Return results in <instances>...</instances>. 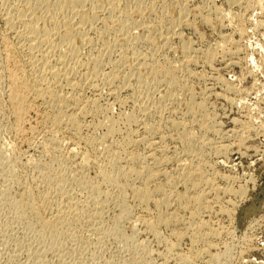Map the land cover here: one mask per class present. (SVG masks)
<instances>
[{
    "label": "rangeland",
    "instance_id": "1",
    "mask_svg": "<svg viewBox=\"0 0 264 264\" xmlns=\"http://www.w3.org/2000/svg\"><path fill=\"white\" fill-rule=\"evenodd\" d=\"M137 1L120 0L119 5L121 9L128 6V9L124 8V12L131 13L130 16L128 15V20L129 22L130 20L133 21L131 30L135 34L146 33L144 27L146 24L148 25V34L154 40L152 46L158 48L157 52H154L158 59L164 61L166 58L169 62L173 60L172 62L178 65L185 59L179 51L180 45L184 42L191 46L192 52L189 56L193 59L196 57V59L194 61L191 58L193 61L191 60L184 67L186 69L189 67L188 71L192 69L193 74L191 71L188 74V71L183 68L184 73L180 69L177 74L182 76L181 78L188 77L186 78L187 83L192 88L191 91L189 90L190 95H193V99L191 96L190 99L195 101L194 103H202L205 106L204 110H208L206 111L207 114L213 118L210 119L207 116L208 120L215 122V126L217 125V130L213 134L207 133L205 135L207 139L213 140L214 146L222 144L220 146L223 148L224 146L227 147L222 153L217 154L214 153V149H210L213 148L212 144V146L205 145V148L204 146L201 147L204 148L201 151L203 153L201 154L203 156L201 157L202 162H205L203 168L208 169H206L207 171L204 170L205 174L211 177L213 182L211 188L207 189L205 208L203 207L204 210L200 214V220L206 223L205 229L211 233L208 243L209 251L200 254L201 249L207 246L204 245L203 241L192 242L191 234L182 225L175 227V230L180 231L183 237L180 238L181 241L178 240L179 242L175 244V238L171 234L172 227L154 223V216L158 213L156 210L158 207L156 208L152 203H149L148 207H143L135 201L130 191H125L126 193H122L125 197H121L128 207L129 214L125 213L119 219L120 221L118 220L117 235L105 234L97 244L96 236L78 229L82 235L76 230L77 235L74 237L77 236V239L72 242L67 241L61 245L59 251L51 250V252L35 234L37 231H42V228H39L41 227L39 219L46 218V212H38L39 214H37L26 211L25 219H22L23 224H20L11 210L3 202H0V264H264V0H187L188 3L190 2L187 3V19H190L187 22L189 25L184 24L186 20L184 19L179 26L175 27L181 36L173 38L168 48L163 46L159 34L165 31L168 26L167 19L178 18L177 1L179 0H155L153 1L155 8L153 6L152 9L149 8L151 5L149 0H140L143 1L142 8L136 12L133 6ZM183 2L185 3L186 0ZM3 3L5 5V0H0V190L9 184L7 186L10 188V196L17 199L22 198L24 193L28 189H32V186L38 181L39 168L41 169L48 164L50 167L52 166V169H58V163H62L64 172L70 179L83 174L99 182V169L103 156L102 146L98 142L105 132L102 123L110 117L117 119V125L121 129L115 134L114 140L118 143L122 142L130 130H133L130 133V138L136 139L133 141L134 143L130 142L124 146H119L122 157L137 152V154L146 153L149 139L155 147L157 146L153 150V152L156 151L154 155L158 156V159L162 157V162L165 161L159 163L157 170L163 171L164 174L160 175L163 178L158 177L154 181L156 183H150L149 187H154L162 179L164 181V175L175 177L177 175V163L179 164L183 158L181 156L182 145L175 138L173 131H169L165 125L163 127L162 117L165 114L163 113L162 117L156 114L152 116V119H143V121H151L152 123L157 121L155 124H160L159 132L157 130L154 134L144 132L141 125H132L126 128L122 121L119 122L118 115L129 112L132 109L131 103L128 101L118 102L114 96L109 94L111 87L98 80L92 82L96 84H94L95 86L85 84L86 87L78 93L82 105H86L89 99L95 100L97 111H90L80 117L81 127L77 130L66 125H53L49 118L50 109L39 99H29L27 102L21 98L19 100L17 98V101L12 99L11 88L14 83L24 81L25 73L22 71V65L20 66L21 62H19L22 55L15 50L17 39L7 29ZM159 8L161 9L159 10ZM160 15L161 17H159ZM205 15L206 18L207 15L209 16L207 18L209 23L203 19ZM221 15L223 16L222 19ZM162 17L165 20L162 19L161 21ZM102 23L100 20L96 21L99 28H105L106 26ZM104 34V39L110 41L115 36V30L109 26ZM93 36L94 34H91V37ZM95 40L96 48L94 47L93 51L99 48L98 45L101 43L99 39ZM74 41L77 44L78 40ZM146 46L139 44L138 49L143 50ZM84 47L82 48L83 54L88 53V48ZM206 49H211L216 56L207 60L208 62L204 59ZM183 65L180 64L179 68ZM12 74L15 76L12 77ZM184 74L185 76H183ZM101 83L102 86H100ZM129 92V90H120L118 95L127 99ZM187 92L179 94L181 97L183 94L182 98L179 96V106L177 105L180 118L185 116L184 112L187 110L185 108L189 99V92ZM72 110L77 109L73 108ZM176 116L172 115V117L179 119ZM190 118V116L186 118L188 122ZM140 119L142 120V117ZM191 122L193 128L191 130L196 136L195 145L197 146L199 135H202L203 132L194 122ZM142 137L143 140H140ZM109 140L107 139L106 143ZM81 161L84 164L82 170H80L81 165H83ZM123 163L122 160L121 164ZM149 163H151L150 160ZM78 171L82 173H78ZM11 178H14L15 182H12L14 179ZM68 182L71 181L68 180ZM137 182L135 184L140 185V182ZM178 184L177 182L175 188L177 192L181 193L184 191V186L181 183ZM239 186L243 189L244 195L242 194V196L236 192L240 188ZM224 187H230V190L228 191ZM103 188L106 187L103 186ZM107 188L105 190L110 191L111 196L109 198L111 200H107L108 208L106 207L103 216V223L106 226L110 225L121 211L120 205L116 204L119 193L117 187ZM32 190L36 192V189L33 188ZM223 190L224 192H222ZM27 197L21 199V201L24 199L22 203L25 200L26 203L30 202V197H28L29 199ZM169 208L177 209L183 218L187 216L185 210L174 208V205ZM25 221L30 223V227L27 225L25 227ZM31 226L34 228L29 229ZM182 227L183 229H181ZM87 235L90 236L88 239L86 238ZM85 239H87L86 243L84 242ZM96 245L98 246L96 247ZM42 246L47 250L46 253ZM173 246L174 248H170ZM41 248L44 249L45 254L42 253L41 258H39L34 252L41 250Z\"/></svg>",
    "mask_w": 264,
    "mask_h": 264
},
{
    "label": "bare ground",
    "instance_id": "2",
    "mask_svg": "<svg viewBox=\"0 0 264 264\" xmlns=\"http://www.w3.org/2000/svg\"><path fill=\"white\" fill-rule=\"evenodd\" d=\"M119 1L120 0H5V5L4 3L3 5L5 6L4 12L7 29L11 31L17 39L15 50L22 55V59L19 56L20 60H18L21 62L20 66L22 65V71L25 73V77H22L24 81L13 84L11 88L13 97H11L12 99L14 98L15 101H17V98L18 100L21 98L26 102L29 99H39L50 109L51 114L49 118L53 125H66L70 126L73 130H77L81 127L80 117L90 111H97L95 100L89 99L86 105H82L78 93L82 91L86 85L95 86L96 84L94 83V85L92 82L98 80L106 86L111 87L109 89V94L114 96V99L118 102L123 103L128 101L131 103L132 109L129 112L119 113L118 115L121 119H119V122L122 121L126 128H129L132 125H141L144 132L146 131L147 133L150 132L154 134V132L160 128V124H155L157 121L152 123L151 121H143V119H152V116H155L156 114L162 117L163 113L165 115L168 113L167 116L164 115L165 117H162V123H164L163 127L166 126L169 131H173L175 133V138L179 140L182 145L181 156H183V158L180 160L179 164L177 163V175L175 177L164 175L165 180L163 181L162 179L163 182L161 181L155 184L152 188L149 187L150 183H156L154 181L157 180L160 175L164 174L163 171L157 170L159 163L162 162V157L161 159H158V156L156 157L154 155V152L156 151L153 152L157 146L155 147L153 142L149 139L148 143L146 141L148 144V150L146 153L137 154V152L126 154L122 157L120 155L122 152L119 151V148L121 147L119 146H124L126 143L133 142L136 139L130 138V133L133 132V130H130V132L127 133V137L123 136L124 139L122 138V142H120V140V143H118L114 140L115 134L121 129H119V126L117 125V119L110 117L106 118L104 122L102 121L105 132L98 142L102 146L101 152L103 156V161L101 160L102 164L100 163L101 165L99 169V182L94 179L92 180L90 177L83 174L77 175V177H72L70 175L72 177L71 180L66 176L64 172L65 169L63 168V165H61L62 163H58V169L53 168L54 170L51 168L52 166L50 167V165L46 164L41 167V169L39 168L38 181L32 186L36 189V192H33L32 188L28 189V191L24 193V196L21 195L22 198L27 196L30 197V202L26 203L25 200L24 203L26 204H24L22 203L24 199L21 201L22 198L17 199L10 196V188L7 186L9 185L7 183V185L5 187L3 186L4 188H1L2 190H0V202H3V204L11 210L12 214H14L18 221H20V224H23L22 221L25 219L26 211L35 212L37 214H39L38 212H46V218H41L42 220L39 219V223H41V227L39 228H42V231H37L35 234L47 250H50L51 252V250L57 251L60 249L63 243L67 241L72 242L77 239L78 237L76 236V238L74 236L77 235L76 230L78 231V229L80 231L84 230L87 234L96 236L97 244L100 242V238L105 234L117 235L119 230L118 220L121 219L125 213L129 214L128 207L121 196L124 198L125 196L122 195V193L130 191L135 201L143 207L147 206L149 203L154 204L156 208L158 207L156 209L158 210V213L154 216V223L156 225L163 224L164 226L166 225V227H172V231H170L175 238V244L176 242H179L178 240L182 237L180 231H176L175 227L182 225L187 232L191 234L192 242L196 243L198 241H203V243H205L204 245L207 246L201 249L200 254L204 252L207 253L211 233L205 229L206 223L200 220V214L205 208V194H207L206 192L211 188L213 182L211 177L205 174L204 170L207 168H203L205 162H202L201 157L203 156L201 154L203 153H201V151L205 148V145L210 146L211 144L213 145V148H209L212 150L214 149V153L216 154L222 153L224 148L227 149V147L224 146L223 148L220 146L222 144L214 146V142L212 143L213 140L209 141L207 139L205 135L207 133L213 134L217 130V125L215 126V122L213 123V121L211 122L208 120L207 116L210 114H207L206 111L208 110H204L205 106L202 103H194L195 101L190 99L191 97L193 99V95H190V89L192 88H190V85L187 83L186 78L188 77L181 78L182 76L180 77L177 74V71L180 69H186L185 65L193 59L189 56L190 52H192L191 46L184 42L180 45L179 51H181L180 53L183 54L185 58L183 59V62L181 61L182 63L178 61L182 65L184 63L181 68H179L180 64L177 65L176 63H173V60L169 62L166 58L164 61L163 59H158L156 57L157 55L154 54L155 51L157 52L158 48L152 46L154 45V40L152 36L148 34V25L146 24L145 27L143 26L147 31H145L147 34H135L133 30H131V24H133V21L130 20L129 22L128 20L131 13L130 11H128L130 14L126 11L124 12L126 8L128 9V6L124 7L121 2L125 8L121 9ZM153 1L155 0H149L150 3L148 2L152 5V7L151 5L149 7L151 9L155 5V3L153 4ZM183 1L184 0L177 1V7L179 9L178 18L167 19L168 26L165 31L159 34L162 40L160 41L163 43V46H166L167 48L173 38L181 36H179V31L175 30V27L179 26L184 19H186L184 24L189 25L187 22L188 1L186 0L185 3ZM142 2L138 0L137 3H135L133 6L135 7V11L142 8ZM160 9L161 8H159V10ZM201 16L204 17L203 15ZM159 17H161V15ZM163 17L161 18V21ZM208 17L209 16L207 15V18ZM207 18L205 15V18L203 19L209 23ZM222 18L223 16L221 15V19ZM99 20L100 22H103L102 24L106 26L105 28H99L97 26L96 21ZM163 20H165V18ZM161 23L164 24V22ZM157 24L161 25L158 22ZM152 25L154 26V24ZM109 26H111L112 30H115V36H113L114 38L112 37V40L110 41L104 39V33H106ZM91 34H94V36L91 37ZM95 39H99L101 43L98 45L99 48L93 51L92 49L96 46L94 43L96 42ZM74 40H78L77 44ZM139 44L147 46L145 49L140 50L138 49ZM84 46L88 48V53L85 52L83 54L82 48H85ZM214 53L215 52L211 51V49H206V51H204L205 61L208 62L207 60L215 58L216 56ZM194 58L196 59V57ZM195 59L193 60L195 61ZM188 68L189 67H187V69ZM183 69L181 70L182 72ZM191 70H187V73L189 74ZM18 73L20 75V72ZM13 76L15 75L12 74V77ZM183 76H185V74ZM102 83L100 86H102ZM120 90L130 91L127 99L119 97L118 92ZM187 91L189 92V95L187 94L189 96L187 107H185L187 110L185 112L183 111L185 116L180 118L178 116V114H180L179 110H177L179 100L183 97V94L181 97L180 93H186ZM12 107L14 108L13 103ZM73 108H76L77 110L73 111ZM172 115H177L176 117H179V119L172 117ZM189 116L191 118L188 122L186 118ZM141 117L142 120L140 119ZM210 119L213 118L210 117ZM190 122H194V124H196L203 132L200 131L202 135H199V132L197 133L200 136L199 138L197 136V146L195 145V142L197 141L195 139L196 136H194V133L191 130L192 124H190ZM159 123H161V121H159ZM107 139L109 140L108 143H106ZM140 140H143V137L142 139L140 138ZM203 146L204 148H201ZM122 160L124 161L123 164H121ZM149 160L151 163H149ZM82 162L83 161H81V163ZM83 166L84 164L81 165V169L80 166L78 168L82 170ZM80 172L78 171V173ZM11 179L13 180L14 178ZM68 180L71 182H68ZM137 181L140 182V185H136L138 183ZM12 182H15V179ZM135 182L137 183L135 184ZM177 182L184 186V191L181 193L176 191L175 186L177 185ZM103 186L106 188L111 186L117 187L119 193L116 198V204L120 205L121 210L118 216L116 218L114 217V221L107 226L103 223V216L108 204L107 202L111 200L109 198L111 195L110 191L105 190L106 188L104 189ZM226 190L229 191L230 187L226 188ZM222 192H224V190ZM236 192L242 196L243 189L240 187ZM28 197L27 199H29ZM172 205H174V208H180L182 211L185 210L187 216L183 218L178 213L177 209L172 210V208H169L170 206L172 207ZM26 225L30 227V223L26 222L25 227ZM154 225L153 228H155ZM183 227L181 229H183ZM32 228L34 227L31 226L29 229ZM77 233L80 234L79 231ZM83 237L85 238L84 235ZM88 237L90 236L87 235L86 238L88 239ZM87 239H85L86 241L84 240L85 243L87 242ZM44 246L42 247L44 248ZM97 246L98 245H96V247ZM170 248H174V246ZM44 249L41 248L42 252L41 250H35L36 252L34 253L37 257L41 258L40 256H42V253L45 254L47 252L45 249L44 253Z\"/></svg>",
    "mask_w": 264,
    "mask_h": 264
}]
</instances>
